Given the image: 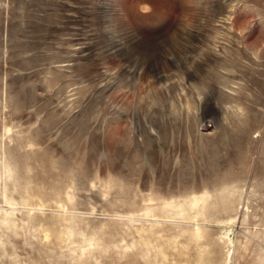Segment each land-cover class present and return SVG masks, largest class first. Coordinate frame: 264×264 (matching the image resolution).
Here are the masks:
<instances>
[{
	"label": "rangeland",
	"instance_id": "obj_1",
	"mask_svg": "<svg viewBox=\"0 0 264 264\" xmlns=\"http://www.w3.org/2000/svg\"><path fill=\"white\" fill-rule=\"evenodd\" d=\"M0 264H264V0H0Z\"/></svg>",
	"mask_w": 264,
	"mask_h": 264
}]
</instances>
